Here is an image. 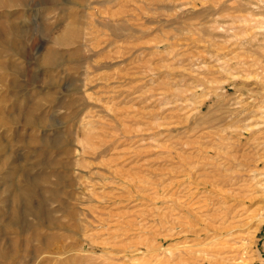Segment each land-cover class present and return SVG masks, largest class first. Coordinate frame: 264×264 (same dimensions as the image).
Masks as SVG:
<instances>
[{"label":"rangeland","instance_id":"1","mask_svg":"<svg viewBox=\"0 0 264 264\" xmlns=\"http://www.w3.org/2000/svg\"><path fill=\"white\" fill-rule=\"evenodd\" d=\"M0 264H264V0H0Z\"/></svg>","mask_w":264,"mask_h":264}]
</instances>
